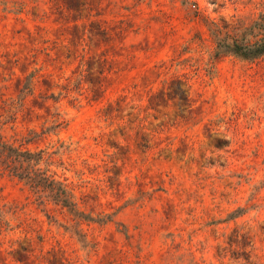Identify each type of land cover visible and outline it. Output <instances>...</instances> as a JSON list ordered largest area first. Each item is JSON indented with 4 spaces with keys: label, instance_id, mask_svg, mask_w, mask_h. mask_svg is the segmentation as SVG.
Segmentation results:
<instances>
[{
    "label": "rangeland",
    "instance_id": "rangeland-1",
    "mask_svg": "<svg viewBox=\"0 0 264 264\" xmlns=\"http://www.w3.org/2000/svg\"><path fill=\"white\" fill-rule=\"evenodd\" d=\"M264 0H0V264H264ZM264 32L247 37L255 42Z\"/></svg>",
    "mask_w": 264,
    "mask_h": 264
},
{
    "label": "trees",
    "instance_id": "trees-1",
    "mask_svg": "<svg viewBox=\"0 0 264 264\" xmlns=\"http://www.w3.org/2000/svg\"><path fill=\"white\" fill-rule=\"evenodd\" d=\"M264 32V14L259 21L246 28L242 39H221L218 42V55H232L243 60H256L264 56V36L255 42H248L249 36L255 32ZM43 152L33 153L22 150L0 139V168L12 176L25 181L37 194L47 195L56 203L72 210L76 214L75 204L72 202L71 193L46 171L38 166L42 162Z\"/></svg>",
    "mask_w": 264,
    "mask_h": 264
}]
</instances>
